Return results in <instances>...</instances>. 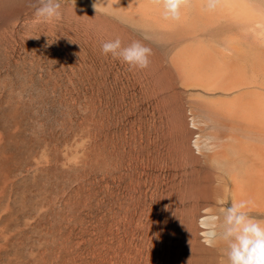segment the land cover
I'll return each instance as SVG.
<instances>
[{
  "label": "rangeland",
  "instance_id": "374dc122",
  "mask_svg": "<svg viewBox=\"0 0 264 264\" xmlns=\"http://www.w3.org/2000/svg\"><path fill=\"white\" fill-rule=\"evenodd\" d=\"M31 3L0 0V264H227L201 219L233 200L210 158L241 133L209 103L234 93L187 83L176 58L203 40L229 53V27L163 28L113 0H62L48 20ZM116 38L150 47L149 67L103 55Z\"/></svg>",
  "mask_w": 264,
  "mask_h": 264
},
{
  "label": "bare ground",
  "instance_id": "6f19581e",
  "mask_svg": "<svg viewBox=\"0 0 264 264\" xmlns=\"http://www.w3.org/2000/svg\"><path fill=\"white\" fill-rule=\"evenodd\" d=\"M113 1L131 4L136 14L150 18L156 26L163 28L177 24L186 30L185 27L200 23L229 27L224 36V48L230 55L220 54L219 50L223 49L203 40L186 45L180 53L177 52L176 60L188 79L187 83L197 82L206 89L234 93L232 97L209 103L212 104L211 109L215 108L224 115L230 126L237 127L241 133L228 138L225 145H221L223 149L214 153L210 161L219 165L232 183V199L251 200L250 214L264 218V0H217L214 11L205 10V0H191V6L184 11L179 23L163 20L161 8L153 0L149 3ZM212 216L214 214H203L201 224L207 228ZM206 230L202 229V235Z\"/></svg>",
  "mask_w": 264,
  "mask_h": 264
},
{
  "label": "clouds",
  "instance_id": "9594fccd",
  "mask_svg": "<svg viewBox=\"0 0 264 264\" xmlns=\"http://www.w3.org/2000/svg\"><path fill=\"white\" fill-rule=\"evenodd\" d=\"M161 8L165 21L181 22L184 11L191 6V0H153ZM206 11H214L217 0H205ZM38 18L51 20L59 18L62 0H32L30 4ZM94 7H96L94 5ZM147 39V37H145ZM101 52L105 56L120 60L130 69H147L150 65L152 49L140 40L127 46L119 38L104 41ZM251 200L233 199L230 206L222 207L219 216H212L203 233V243L215 246L225 245L227 264H264V219L250 214ZM191 243V242H189ZM191 258L188 261L190 264Z\"/></svg>",
  "mask_w": 264,
  "mask_h": 264
}]
</instances>
